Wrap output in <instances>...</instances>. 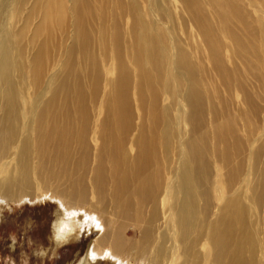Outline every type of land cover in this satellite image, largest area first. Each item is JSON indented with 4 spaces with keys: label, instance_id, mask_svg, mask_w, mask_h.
Returning <instances> with one entry per match:
<instances>
[{
    "label": "bare ground",
    "instance_id": "obj_1",
    "mask_svg": "<svg viewBox=\"0 0 264 264\" xmlns=\"http://www.w3.org/2000/svg\"><path fill=\"white\" fill-rule=\"evenodd\" d=\"M41 197L76 264H264V0H0V201Z\"/></svg>",
    "mask_w": 264,
    "mask_h": 264
},
{
    "label": "rangeland",
    "instance_id": "obj_2",
    "mask_svg": "<svg viewBox=\"0 0 264 264\" xmlns=\"http://www.w3.org/2000/svg\"><path fill=\"white\" fill-rule=\"evenodd\" d=\"M41 198L0 201V264H76L87 256L91 242L100 231H87L86 226L78 229L75 240L56 247L52 239V221L60 205L49 197ZM59 211L63 213L61 207ZM127 233L130 237L136 235L129 229ZM95 263L113 264L109 259H99Z\"/></svg>",
    "mask_w": 264,
    "mask_h": 264
}]
</instances>
